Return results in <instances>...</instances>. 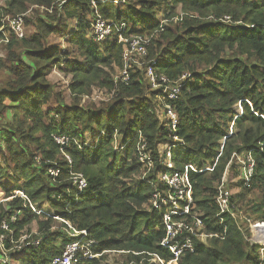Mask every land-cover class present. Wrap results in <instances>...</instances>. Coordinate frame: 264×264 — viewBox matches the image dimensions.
I'll list each match as a JSON object with an SVG mask.
<instances>
[{
  "label": "trees",
  "instance_id": "16d2710c",
  "mask_svg": "<svg viewBox=\"0 0 264 264\" xmlns=\"http://www.w3.org/2000/svg\"><path fill=\"white\" fill-rule=\"evenodd\" d=\"M25 1L26 6L37 5L45 11L31 20L25 18L35 27L26 37L18 39L9 31L7 46L21 40L23 47L11 54L8 65L0 61L10 78L6 87L0 88V119L8 122L0 125V188L6 196L18 189L31 202L48 201L55 215L77 230H86L99 252L133 250L170 257L158 244L164 229L150 206L152 188L143 181L144 169L135 154L141 131L153 158L148 175L153 180L161 170L159 145L166 140L159 91L150 90L144 74L147 65L133 66L128 84L117 74L104 71V67L111 69L112 63L120 70L123 46L115 35L101 42L92 40L91 23L98 15L124 22L125 35H152L145 61H155L156 72L172 81L187 75L180 79L179 98L174 101L179 115L177 134L184 142L173 153L178 168L186 162L213 159L220 147L218 140L226 136L211 176L190 174L205 230L220 233L223 228L216 217L218 206L211 183H218L233 152L250 153L255 166L248 185L239 179L234 183L240 190L232 193L230 207L234 210L235 200L242 201L251 190H260V198L252 200L249 208L256 214L254 218L264 222V0H95V6L91 0H18L9 5L23 7ZM207 15L210 17L203 19ZM50 34L66 41L68 47L49 44ZM53 67L71 75L72 90L86 92L90 83L97 82L108 90L111 101L102 110L62 103L43 109L51 98L59 96L47 79ZM237 103L242 113L235 117ZM19 110L22 117L16 120ZM86 131L93 139L89 143ZM62 136L67 138L64 146L55 140ZM117 136L125 145L119 153L111 146ZM58 156L68 159L58 161ZM240 165L233 160L228 174L238 177ZM52 166L58 169L56 176L49 171ZM77 173L87 183L82 190L73 182ZM10 175L17 183L13 187L5 185ZM226 185L231 188L229 180ZM22 203L20 198L12 199L0 215V222L16 215L15 222L9 221L14 237L38 216L45 220H39L38 232L33 235L39 244L24 246L18 262L50 264L71 238L62 229L64 223L59 221L60 228L52 230L50 215L37 216ZM223 222L227 231L222 242L212 241V247L195 243V251L178 264L264 263L260 247L245 242L229 214H223ZM8 243L6 239L7 247ZM100 256L77 264H101L104 257ZM135 258L137 264L140 258Z\"/></svg>",
  "mask_w": 264,
  "mask_h": 264
},
{
  "label": "built area",
  "instance_id": "2783aa9c",
  "mask_svg": "<svg viewBox=\"0 0 264 264\" xmlns=\"http://www.w3.org/2000/svg\"><path fill=\"white\" fill-rule=\"evenodd\" d=\"M102 2L119 3L123 0H100ZM93 6L96 1L91 0ZM25 13L19 14L16 17L8 20V26L2 21L0 26V57H2V47L9 43V31L12 32L18 39L24 36L23 33V18ZM228 18V17H225ZM8 30V34L6 31ZM91 36L92 40L101 42L107 39H111L114 35L119 43L123 46L122 52V66L119 70L120 80L124 84H128L130 80V69L133 66L140 67L147 65L144 71L147 83L150 85V90L159 91L157 100L161 105V114L163 119L164 131L166 133V140L164 142L166 148L161 154L160 172L156 174L153 180L148 175L153 167V158L149 153V148L145 138L141 131L137 133V141L135 145V154L138 162L143 167L142 179L149 184L152 188L150 194L149 203L152 209L158 213L161 219V223L164 229V235L159 241L160 247L167 250L170 254L168 259H164L154 252H136L133 250H126L136 255L145 254L147 260L153 259L150 263L155 264H178L180 259L187 253H193L195 251V243H199L202 246H206L202 241L207 238H216L223 240L227 225L223 222V214H229L234 216V210L230 207L232 193L227 188L228 182V166L233 160L239 161L240 175L238 179L242 181L243 185L249 184L254 173V160L250 153L238 154L233 152L229 161L226 164L225 171L220 177L218 183L215 185V202L218 206L216 217L220 223H223V228L220 233L208 232L205 230L204 223L201 215L198 213L196 207L193 184L190 180L191 173H210L216 168L221 155L223 143H220L218 153L211 160H201L198 164L192 162H186L182 164L181 168L176 166V162L173 159L174 151L180 146L184 145L183 140L179 137V115L175 108L174 101L179 98L181 81L187 75L184 74L179 80H169L164 74L156 72L154 67L155 61H151L146 64L145 57L148 55V45L150 43V36L144 35H125L126 24L124 22L117 23L116 21H107L97 15L95 20L91 23ZM115 77V78H116ZM236 115H241L242 109L239 103L235 105ZM227 134H230L227 133ZM226 137V136H225ZM225 137L223 138L225 140ZM55 139L64 144L67 142L65 137H55ZM116 147L118 143H116ZM124 143H121L117 147L118 150L124 148ZM115 147V149H116ZM116 149V150H117ZM68 158V157H67ZM52 176L58 174V169L53 167L50 170ZM73 182L77 185L79 190H82L86 185L84 176L80 173L73 175ZM32 210L35 211L33 205L30 204ZM53 217L64 223L62 229L67 233V236L71 238V241L65 244L62 252L53 257L50 264H77L80 261L95 259L101 255V252L95 250V241L87 237L86 230H77L71 222L60 216L53 215ZM16 215H12L9 219L10 222H15ZM9 221L2 219L0 222V229L2 233H12V229L9 227ZM264 223L255 226L253 233V225L251 231L253 233L254 241H261L264 246V231L261 229ZM257 227V228H256ZM75 238V239H74ZM5 237L0 235V262H5L9 259L8 248H6ZM10 242L12 239H10ZM32 243L37 246L39 239H33ZM31 243V244H32ZM263 251L261 252V260L263 259ZM120 264H134L133 260ZM264 264V263H261Z\"/></svg>",
  "mask_w": 264,
  "mask_h": 264
},
{
  "label": "rangeland",
  "instance_id": "374dc122",
  "mask_svg": "<svg viewBox=\"0 0 264 264\" xmlns=\"http://www.w3.org/2000/svg\"><path fill=\"white\" fill-rule=\"evenodd\" d=\"M12 1L17 2L18 0H0V7L1 8L3 7L2 9H4V11H5L1 15V17L3 16L1 18V21H4L6 26H8V20L14 18L11 16H14L16 14L19 15V14L25 13L24 14L25 16L23 18V33H24L23 38H24L27 35L31 34L33 31H35V27L32 25L31 22H26V19L31 20V18H33L35 15L38 16V15L42 14L45 11V9H43L41 7H37V5H33V4L26 6L28 1H25L23 3V7H15V5L10 6L9 4ZM177 12H178V10H177ZM179 13H182V15H183L182 10H179ZM158 17H160V16H158ZM209 17H210V15H207V17H204L203 19H205V18L208 19ZM154 19H155V17H154ZM160 21H161V19H160ZM73 24H74V21H73ZM173 26H175V25H172V27ZM6 31L8 34L7 27H6ZM154 34L155 33L153 32V36H154ZM150 37L152 38V35ZM20 41L21 40L15 41L12 45L10 44L9 46L6 45V46L2 47V57H0V61L3 64L8 65L9 58H10L11 54L12 53H19L21 51V48L23 46H22ZM48 41H49V44H51V45H60L63 48L68 47V44L66 43V41H62V39L60 37H57L56 34H50ZM72 50H73V48H72ZM75 56L82 59V57L80 55H78L76 52H75ZM111 67H112L111 69L109 67H104V71H106L107 73H110L112 76L114 74L119 75V70H117V66L116 65L114 66L112 63ZM47 79L53 85L54 91H56L59 96L55 97V98H51L48 101L47 105L43 107V109H46V108L54 109V107H56L58 103H62V104H67V105L68 104H77L79 107H92L94 109L102 110L106 107L107 103L109 104V102L112 99L110 93L107 92L108 90L106 88H101V87L97 86L96 85L97 82L90 83L88 88L86 89L87 91L85 90L86 92L72 90L71 87L69 86L71 75L70 74H68V75L64 74L57 67H53V69L47 75ZM9 80H10L9 74L5 70V66L0 65V88H5L6 84ZM7 101H8V98H6V100L4 102L6 103ZM21 112H22L21 110H19V112H17L16 118H15L16 120H18L22 117ZM102 114L105 115L106 112L103 111ZM5 123H8V122L7 121L4 122V120L1 118L0 119V125H4ZM230 128H231V125H230ZM84 135L86 137L85 138L86 143L93 141L91 136H89L88 131H86ZM218 141L223 143L224 139H221ZM56 142L61 146H64L67 143L66 142L64 144H61L57 140H56ZM116 143H118V146L121 145V137L120 136L116 137ZM223 145H224V143H223ZM111 146L113 149H115L116 144H115L114 140L111 142ZM117 147H116V149H117ZM165 148H166V146L164 143L159 145V151L160 152H163ZM119 152H121V150L117 149V153H119ZM121 155H120V157H121ZM67 157L68 156H58L57 160L61 161L62 159H68ZM0 163L2 166L3 164L1 161H0ZM52 168H53V166L49 168V171ZM213 172H210L209 174H205L206 177L209 178L211 176L210 174H212ZM136 178H137V176H136ZM227 178H228L229 182L231 183V188H230L231 193L239 192V190H240L239 187H236V185L234 184L238 181L237 174L232 175L229 171ZM6 181H7V183H5V182L4 183L8 187H13V186L17 185V183H15V179H14L13 175H10V177L7 178ZM20 182H21V180L18 181V183H20ZM216 182L217 181H215V182L212 181L211 185L213 188L215 187ZM260 195H261L260 190L253 189L245 196V198L242 201H236L235 200V202H234V205H235L234 216L232 218L236 222L237 228L240 230L245 242H248L251 245L257 244L260 247L259 252L261 253L264 246L262 243H258L261 241H254L253 233L255 230L254 229L255 226L260 225L261 223H264V222L254 218L256 216V214L251 212L250 208H249L252 204L251 201L252 200L256 201V199L260 198ZM14 198L22 199L23 207L28 206V208L32 212H34L37 216L43 215V214L50 215V217L53 220L51 222V229L52 230H57L60 228L61 224L59 223L58 220H56L53 217L55 212H54V210H52L50 208V204L48 201L44 200L43 203L31 202L30 200L27 199L25 194L21 190H18V189H14L11 192V196H6L4 191L0 188V215L5 210V207H8V205L11 203L12 199H14ZM30 204L33 205V208L35 209V211L31 209ZM197 208H198V213L200 215H202L203 210L200 209L198 206H197ZM39 220H45V218L38 216L37 220H33L29 224L24 225L18 231L17 237H14V229H12V233H2V231L0 229V235H3L5 237V239H9V243H8L9 245H8V247L6 246V248L9 249L8 250L9 259L5 262H2L1 264H19L18 258H17L20 255L19 252L22 250V248L24 246L32 243L33 235L37 234V232H38L37 230H38ZM252 225H253V233L251 231ZM263 231H264V229H263ZM10 239H12V241H14V242H10ZM224 239H225V237H224ZM215 240H218V239L207 238V239L203 240L202 242L205 243V245H206L205 247H212V244H213L212 241H215ZM220 241L222 242V240H220ZM263 254H264V251H263ZM135 255L136 254H133L131 252H127L126 250H103L101 252V256H100V258L104 257L101 264L126 263L130 260H133V261H134V259L136 260L135 257L140 258L139 261L137 262V264H142L143 262L150 263L151 261H153V259L147 260L146 259L147 256L145 254L137 255V256H135ZM260 257H261V254H260ZM240 264H248V262H241Z\"/></svg>",
  "mask_w": 264,
  "mask_h": 264
}]
</instances>
